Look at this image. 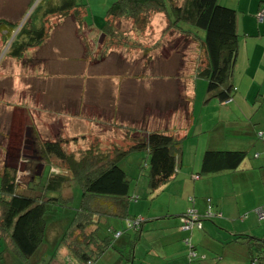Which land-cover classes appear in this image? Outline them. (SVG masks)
<instances>
[{
	"label": "crops",
	"instance_id": "0c3cea01",
	"mask_svg": "<svg viewBox=\"0 0 264 264\" xmlns=\"http://www.w3.org/2000/svg\"><path fill=\"white\" fill-rule=\"evenodd\" d=\"M116 1L81 0L80 2L88 5L84 15H59L56 26H52L54 17L50 18L52 28L48 29L43 44L30 49L22 59H15L26 62L28 66L31 64L29 67L36 68L37 73L40 70L39 73L43 75L42 72L47 71V66L55 71L51 60L58 58V61L62 62L61 72L68 73L65 84L60 81L68 94L49 98L45 90H41V85L47 82L36 75L26 78L24 74H15L9 81L15 80L19 90L21 87L27 88L16 94L21 97L19 101L22 104H15L14 99L6 95L0 96V102L11 117H15L18 112L32 118L29 111L34 107L38 108L36 111L42 126H55L61 121L65 131L70 134L71 141L70 138L60 137L59 132L56 133V141L64 145V148L70 144L79 145L80 152L93 147L111 153L129 150L148 133L158 131L175 137L181 146L183 145L174 177L154 192L158 197L150 208L145 201L140 206L141 198L137 193L131 195L134 199L129 203L127 214L130 218L144 220L142 232L136 236L133 231H128L114 248L103 251L94 264H189L190 254L193 252L198 258L191 264H253V257L257 255L254 252L256 249L251 244L237 241L236 237L247 236L264 240V221H260L257 215V211L264 207V141L259 138V134H264V105L258 112L261 116L249 119L240 130L230 129L220 142H217L216 147L207 144L200 152L203 134L192 133L197 122L193 113L194 105L190 106L185 115L179 108L176 111L173 108L183 97L193 101L195 90L191 83L195 75V61L190 70L191 74L186 79L166 74L133 78L130 74L133 66L118 59L117 53L112 49L113 41L105 31H101L107 20V11ZM226 2L231 5L225 7L243 14L242 18L238 15L237 29L239 34L240 26L242 27L245 41L239 35V52L232 78L236 97L228 103L220 104H237L242 110L241 105H252V108L258 102L264 104V23L258 21L259 14L264 11V0ZM152 22L155 27L160 24L161 34L163 27H167L165 14H156ZM67 34L69 37L72 34L75 46L72 43L67 44V52L61 50V54L58 52L60 49L54 47L55 37L67 39ZM45 47H54L50 49L52 58H46L41 52ZM198 48L197 45L195 53L200 54ZM198 54L196 59H199ZM94 55L96 62L92 58ZM75 56L77 58H74ZM82 63L85 65L83 68ZM78 65L80 69H77ZM144 67L153 69V65ZM169 67L172 68L171 65L160 63L158 68L164 72L172 70ZM23 68L25 67L21 66L20 70L23 71ZM159 77L161 83L154 84V88L147 84L148 81L158 82ZM141 87L149 89L146 95L148 99H142L143 94H139ZM177 91H180L178 96ZM151 97L158 99L153 100ZM139 102H144V105H141L143 114L139 111L141 107L137 106ZM146 108L149 109L147 115L144 114ZM152 109L155 110L154 115ZM167 113L170 114L167 116ZM29 131L33 136V130ZM8 140L9 137L5 136L3 143L7 144ZM48 142L55 143L48 139L44 141V146ZM33 144V151L35 148H44L40 142L35 141ZM196 146L197 152L194 154ZM5 150L9 151L7 146L1 147V152ZM209 151L244 152L247 155L237 171L205 174L203 160ZM7 160L6 157L5 161ZM123 162H145V168L149 171L150 158L147 152H134ZM191 198L193 202L190 201ZM208 200H211L217 216L206 219L202 230L184 229L183 218L186 212L194 208L199 215H204L208 210ZM160 201L166 202L164 208L159 209ZM134 203H137L135 209ZM102 214L104 216L100 220L103 230L99 233L101 238L108 235L106 226L111 225L118 231H125L128 217L123 219L118 217L116 212L114 214L110 211ZM187 241L190 245L186 244ZM48 251L47 248L44 249L41 252L43 255L34 258L35 262H43ZM46 258L50 264H84L72 257L66 247L62 248L58 257ZM62 259L66 262L63 263Z\"/></svg>",
	"mask_w": 264,
	"mask_h": 264
},
{
	"label": "trees",
	"instance_id": "16d2710c",
	"mask_svg": "<svg viewBox=\"0 0 264 264\" xmlns=\"http://www.w3.org/2000/svg\"><path fill=\"white\" fill-rule=\"evenodd\" d=\"M35 1L30 2L25 15L28 20L23 21L22 27L8 18L0 20L3 43L11 42L10 58L20 60L30 49L41 46L48 35L50 18L70 13L84 15L88 7L81 0H37L33 5ZM161 13L167 17L165 33L178 34L190 43L189 47L198 45L201 58L195 61L194 73L208 80L210 98L221 103L232 101L235 92L232 78L239 52L238 13L220 5L219 0H117L107 11L101 31L110 37L115 48L116 41L126 39L119 32L124 22H132L134 29L144 31L152 18ZM184 25L204 31L205 38L186 30ZM192 103L183 97L173 108L189 112ZM259 138L264 141V134H259ZM50 148L52 144L47 143L42 149L46 153L45 161L49 160ZM143 151L149 154V188L155 192L174 177L177 160L182 155L181 143L163 131L148 133L129 150L111 153L93 147L85 152L65 153L62 155L64 166L47 163L48 175H45V167L37 178L33 177L35 181L25 186L19 183L15 169L5 167L0 174V239L13 246L16 253L30 263L45 242L48 226L57 223H50L51 213L57 212L59 206L66 208L72 199L67 185L77 182L83 190L82 206L59 241L61 247H66L80 263L94 264L103 251L114 248L128 231H133L136 236L142 232L144 220L132 227L140 218H130L127 214L129 203L134 199L131 198L132 179L120 163L130 154ZM246 155L244 152L209 151L204 156L203 172L237 171ZM208 203L212 206L211 200ZM109 211L123 219L128 217L127 227L125 231H118L111 225L106 226L108 235L101 238L102 212ZM236 240L256 249L253 264H264V240L247 236H237Z\"/></svg>",
	"mask_w": 264,
	"mask_h": 264
},
{
	"label": "rangeland",
	"instance_id": "374dc122",
	"mask_svg": "<svg viewBox=\"0 0 264 264\" xmlns=\"http://www.w3.org/2000/svg\"><path fill=\"white\" fill-rule=\"evenodd\" d=\"M103 1L108 2L109 0ZM226 1L227 0H220L219 4H221L222 6L231 5ZM36 2L37 0L33 3V5ZM29 4L30 0H0V20H5L6 18H8L12 22H16L15 24H20V27H22L24 25L23 21L28 20L26 18L27 16L25 17V15L28 12ZM238 13L239 18H242L243 14L239 11ZM58 17L60 16H56L53 18L52 26H56L58 24L57 21L60 19ZM159 25L160 24L155 27V25H153V22H151L146 30L138 31L140 29H134L132 22H124L123 26L121 27V31L119 30V32L123 33L126 39L123 41H116L115 43L117 47L114 45L115 48L112 49L117 53L118 59L120 61L123 60V63H129L133 66L132 70H130V74L133 75V78H139L143 75L149 74H166L168 76L170 75V77L173 75L174 77H180L181 79L189 78V74H191L190 70H192V67L194 66L193 62L197 60L196 58L198 53H195L197 45H192L191 47H189L190 43L186 42L178 34L172 32L165 33V27H163V32L161 34ZM52 26L51 24L48 25L49 28H52ZM184 26L186 30H189L198 35L199 38H205L204 31L191 26ZM239 35L241 36V39L245 41V34L241 26L239 29ZM1 38L2 37L0 34V96L6 95L10 99L13 98L15 104L19 106L22 104L19 101L21 100V97H18V95L16 94H18V92L20 93L21 90H26L27 88L25 87L22 89L21 87L19 90L16 87L15 80L9 81V79L12 76H15V74L17 76H22V74H24L26 78L34 77L36 75L44 82H47L41 85V90H45L46 95H48L49 98L69 93L64 86L65 80L68 77V73L65 74L64 71L61 72L60 68L62 62L58 61V58H53V60H51V62L54 63L53 67L55 68V71L47 66V71H43V75H41L39 73L41 72L40 70H38L39 72L37 73L36 68L29 67L31 64H29L28 66L26 62L15 61V59L10 58L8 54L11 42L9 44H4ZM55 41L56 45L54 47H58L60 49L58 50V52L61 54V50H68L67 44L72 43L73 46H75V41L72 34L70 37L68 36L67 39H61L60 37L56 36ZM124 43H126V45H124ZM54 47H45L44 49H41V52L44 53V56L46 58H52L50 56V49H53ZM73 49L74 48H72V50ZM75 52L78 51L75 50ZM198 56L200 59L201 55L198 54ZM74 58H77V56H75ZM92 58L93 61L96 62V60H94L96 56L94 55L92 56ZM92 58L90 59L92 60ZM111 61L114 62L113 59ZM160 63L171 65L172 68H169H171L172 70H167L164 72L160 71L158 68ZM151 65H153V69L150 70L144 67H150ZM21 66L25 67L23 68V71L20 70ZM79 66L80 65L77 66V69H80ZM84 66L85 65H83L82 63L81 67L83 68ZM92 69L95 70V68ZM159 79H161V77L157 79L158 82L154 83L152 81H148L147 84L151 88H154V84L158 85L157 83H161L159 82ZM60 81L64 82V84H60ZM143 83H140V85H142ZM162 84L164 85V83ZM191 85L195 90V96L193 98L192 105H194L193 113L195 119L197 120L196 124L193 127L192 133L193 135H195L196 133L203 134L202 145L201 148H199L200 152L202 151L201 149H203L207 144L216 147V145H218L217 142H220V140L224 137V134L228 133L230 129L239 128L240 130L244 127L245 122H247L249 119L252 120V118L261 116V113L258 114V112L261 111V108L264 105L261 102L255 104L252 108V105H241V110L240 106L237 104L232 103L234 105L225 106L226 104L221 105L218 99L210 98L207 92V79L194 75ZM136 89L139 90L138 87ZM156 90H158V88H156ZM179 92L180 91H177V96ZM148 93L149 89L147 87L146 89L141 87L139 94H143L142 99H148V96H146ZM235 97L236 95L234 93V98ZM151 98L153 100L158 99L155 97ZM141 105H144V102H142V104L141 102H139V104H137L138 108L141 107ZM37 109L38 108L34 107L30 108L29 112L32 118H28L27 115L24 116V114L22 115L18 112L15 113V117H11L7 115L4 104L0 102V174L3 173L5 167L15 169L18 173L17 175L19 178V183L23 186L27 185L31 181H35L33 180V177L39 176L41 174V171H43L45 167H47L45 168V170H47L45 175H48L47 173H49V167L46 166L47 163L55 166H64L63 162L65 161L62 155L65 153H76L81 148L79 145L71 144L64 148V145L56 141L58 140L57 138H55L56 133L59 132L60 137L70 138L71 141L70 134L65 131V127L64 125H62L61 121H58V124L55 126H42V124L38 120L39 114L36 111ZM142 109L143 107L139 108V111L142 112ZM182 112L184 115L188 113L187 110H184ZM144 114H149V109L146 108ZM154 114L155 110L152 109V115ZM169 114L170 113H167V116ZM237 114H240V116H238ZM29 130H33V136H31ZM5 136L9 137L7 144L3 143ZM48 139L55 141V143L48 142V144H52V148L49 149L50 152L48 151L49 153L47 155L49 161L51 162L43 160L46 153L44 154L42 148H38L37 150L35 148L34 151L31 149V144L34 145L33 143H35V141L37 143L40 142L41 145L44 146V141ZM5 146H7L9 151L5 150V152H1V147ZM194 150L195 151L193 153L195 154L197 152V146L196 148H194ZM143 152L138 153L143 154ZM6 157L8 158L7 161H5ZM41 157L43 159H41ZM120 166L129 174L130 178L132 179L131 195L137 193L141 198L140 206L143 205V202L145 201L147 207L150 208V205L155 202L158 196L149 188V171L145 168V162L122 161L120 163ZM67 189L71 190V201L68 202L66 208L59 206L57 212H55L54 214L51 213V215L53 216L50 223L55 221L57 223L55 222L56 224H50L48 226V232L45 242L39 251V253H41L46 248L49 250V253L44 258V261L35 262V260H33L30 263H27V261H25L16 253L13 246L11 247L7 242L0 239V264H50V262L47 261L46 257H58L63 248L60 245L59 238L61 237L63 231L75 218L77 211L81 209L83 199L82 187L77 182L68 184ZM145 195L149 196V198L147 199ZM134 204L135 205L133 206V209H135V206H137V203ZM165 204L166 202L163 203L160 201L159 209L164 208ZM155 207L158 206L155 205ZM43 254L44 253H42V255ZM62 261L63 263L66 262L65 259H62Z\"/></svg>",
	"mask_w": 264,
	"mask_h": 264
},
{
	"label": "built area",
	"instance_id": "2783aa9c",
	"mask_svg": "<svg viewBox=\"0 0 264 264\" xmlns=\"http://www.w3.org/2000/svg\"><path fill=\"white\" fill-rule=\"evenodd\" d=\"M258 21L260 23H264V11H262L259 14ZM190 201L193 202L194 200L191 198ZM257 215H258L260 221H264V207L261 208V209H259L257 211ZM216 216L217 215L213 212L212 206H209L208 207V210L206 211V213L204 215H202V216L199 215L198 212L194 208H191L184 215V218H183L184 229L190 230V229H193V228H198V229L202 230L203 229V222L206 219H212V218H214ZM140 221H142V220L141 219H138L136 222H134L132 224V227L133 226L134 227L138 226V224L140 223ZM186 244L187 245H190V242L187 241ZM195 258H198L197 254L195 252H193L192 254H190V263L189 264H191L192 261Z\"/></svg>",
	"mask_w": 264,
	"mask_h": 264
}]
</instances>
